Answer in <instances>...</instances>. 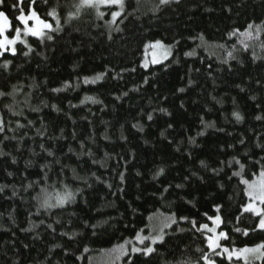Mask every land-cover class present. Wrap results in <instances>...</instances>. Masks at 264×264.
<instances>
[{"label": "trees", "instance_id": "trees-1", "mask_svg": "<svg viewBox=\"0 0 264 264\" xmlns=\"http://www.w3.org/2000/svg\"><path fill=\"white\" fill-rule=\"evenodd\" d=\"M14 3L0 8L9 38L23 28ZM78 3L35 0L52 30L42 42L26 38L27 57L22 43L0 57V91L16 86L13 109L0 98V264H90L163 215L175 223L155 251L121 264H207L205 255L250 264L213 256L201 227L218 208L223 245H264L259 217L242 210L243 181L264 170V0H126L114 22L116 8L100 18L81 7L77 16ZM154 42L173 55L146 69ZM45 184L67 185L75 200L39 208Z\"/></svg>", "mask_w": 264, "mask_h": 264}, {"label": "snow or ice", "instance_id": "snow-or-ice-1", "mask_svg": "<svg viewBox=\"0 0 264 264\" xmlns=\"http://www.w3.org/2000/svg\"><path fill=\"white\" fill-rule=\"evenodd\" d=\"M4 2H5V0H0V8L3 7ZM44 2L46 3L47 0H44ZM160 2L163 4V3H167L168 0H160ZM34 3H35V0H30L29 14H27V15L24 13V8L22 6L23 0H16V3L10 5V7L13 10H17L20 12V15L16 16L15 19L17 21H19L20 24L23 25V29H21V27H19V26L14 28V36L12 38H9L8 35H5L6 30L12 29V22L9 19L8 15L5 13V11L0 10V37H2V38H0V57H3L6 53L15 56L17 54V49L15 47L17 42H20L27 47V51H24L22 53L25 57H27L29 55V53L34 51V49L30 45H27L26 39L25 40L21 39L22 33L25 37H27L30 34L32 37H35L42 42L45 35H46L45 30H49V31L52 30V28H53L52 24L47 22L45 19H42L39 16V14L34 10V8H32L31 5ZM101 5H104V6L119 5L121 8V11L123 10V7H124L123 0H79V3L74 5V7H76V9H77V11L74 15L78 16L80 8L83 6H87V7L95 8L97 10L98 16L100 18H102L105 15V13L99 12V8ZM120 14H121V12H112L113 22H114V19L116 17H118ZM47 15L55 16L56 10L53 9V11L48 13ZM29 21H35V26H30ZM55 22H56V30H59L60 20L57 18ZM251 27H252V25H249V28H251ZM47 39L51 40L52 36L47 35ZM229 56H231V53H229ZM11 63H12V61L5 60L2 66L7 68ZM96 79H100V77L98 76ZM85 82H87V78H86ZM55 91H59V89H56ZM15 92H16V86L15 85L13 86L12 92L4 93L3 91H0V98H3L5 96H9L13 100V103L6 105V107H8L9 110H11L15 107ZM85 99L91 100L93 98L92 97H86ZM33 110H35V109H33ZM13 114L14 115H21L22 113L13 112ZM234 115H235L237 120L242 119V117L240 116L239 113H234ZM149 119H151V116H149ZM257 119H259V117H257ZM28 123L31 124L32 122L29 121ZM23 127H25L24 124H20V123L17 124V128H23ZM4 131H5V122L3 119V115L0 114V133H3ZM41 147H43V145H41ZM49 155H52V153H49ZM236 162L239 163V161H236ZM201 163H203V162H201ZM241 168H243V165H241ZM162 172H163V169H160V173H162ZM160 173H158V174H160ZM235 174L238 175V173H235ZM9 175H11V173H9ZM44 178L47 179V174H45ZM243 183L248 185V193L247 194L251 198L252 202L242 206V210H243V212H251L257 216H260L261 218L259 220L258 226H259V228L264 229V208L258 207L255 203L256 201H259V203L261 205H264V170L261 171L260 178L258 179L257 182L249 183V181L244 180ZM5 187H6V185H0V192H2ZM28 187L31 188L32 184L30 183L28 185ZM177 187H179V186H177ZM34 199H36L39 208H43V209L47 210V209L62 207L66 203H68L70 201H74L75 200V193L72 192L68 188L67 185H64L63 189H56L55 185L45 184L44 187H42L40 189V191L37 193V195L34 197ZM218 210L219 209L217 208V211ZM209 219L211 220L213 218L209 217ZM237 219H239V218H237ZM214 222L216 224H220L221 223L220 216H215ZM192 223H193V225H195V221H193ZM48 227L51 228L52 225H48ZM202 229L206 230L207 232H215L216 231L215 228H210L208 224H203ZM235 231H240V229L237 228V229H235ZM244 235H247V230H244ZM220 236L226 239L227 233L221 232ZM136 239L139 240L141 244H143L145 240L151 239L152 243L155 244L157 241H160V242L163 241V233L161 230L160 235L145 236V237L137 236ZM207 240H208V246L212 249L213 252L216 253L217 256H223L225 253H227L228 254L227 258L229 260L232 259L234 254L236 255L237 259L240 258L239 253L230 252L228 248H223L222 252H216V249L221 247V245L218 243V238L213 237V236H208ZM259 247H264V245H261ZM117 250L119 251L120 256H127L128 255V252L124 248V245L118 246ZM131 251H132V253L143 252L145 255H150L151 253H153L155 251V249L152 247H149V246H146L145 248L132 247ZM240 251H241V253H248L249 251H256V249L245 248V249H242ZM120 256H118L117 259H119ZM202 259L207 261L208 264H215V262L213 260H211L207 255L203 256ZM128 264H131V260L128 261ZM197 264H198V262H197Z\"/></svg>", "mask_w": 264, "mask_h": 264}, {"label": "rangeland", "instance_id": "rangeland-1", "mask_svg": "<svg viewBox=\"0 0 264 264\" xmlns=\"http://www.w3.org/2000/svg\"><path fill=\"white\" fill-rule=\"evenodd\" d=\"M125 1L126 0H123V5H125ZM83 7H87V6H83ZM106 7H114V8H116V10L114 12H121L122 13V11H123V10L121 11V8H120L119 5H110V6L101 5L100 8H99V12L103 8H106ZM119 16L116 17L114 20L118 19ZM111 17H112V15H111ZM29 25L30 26H35V21H29ZM8 31L9 30H6L5 35H7ZM46 31H48V30H45V32ZM248 33H252V31H249ZM30 36L31 35L29 34L27 37H25L23 35V33H22L21 39L25 40L26 38H28ZM0 38H2V37H0ZM18 43H20V42H17V44ZM16 45H15V47H16ZM172 55H173V48L172 47H170V46H168V45H166V44H164L162 42L149 43L146 46V48H145L144 58L142 60V67L148 69L151 66L162 64V63L166 62L167 60H169L172 57ZM259 178H260V176L257 177L255 180L249 182V183L257 182ZM246 187H247V193H248V185L247 184H246ZM247 196H248V194H247ZM250 202H252V201H251V198L248 196V203H250ZM255 203H256V205L258 207L264 208V205H261L259 203V201H256ZM248 213H251V212H248ZM252 214H254V213H252ZM215 216H220L219 210L217 211V214ZM215 216L212 217L213 219H211V220L209 219L208 225H209L210 228H215L216 231L215 232H207L206 230H203L202 227H201V230L205 233L206 237L213 236V237L218 238V243L221 245V247L217 248L216 252H222L223 248H228L225 245H223V241L225 240V238L220 236V233L221 232H225V231L222 229V218H221V216H220V218H221V223L220 224H216L214 222ZM255 216H257V215H255ZM170 217H172V216L168 217L166 215H163L161 217L155 218V221L152 220L151 227L148 230V232H146V233L143 232V233L139 234L138 236H140V237L156 236V235H160L161 234V230H162L163 239H164L167 230H169L172 227V225L175 223V219L174 218H173V220L169 221ZM257 217H259V220H260L261 217L260 216H257ZM259 229H261V228H259ZM261 230H264V229H261ZM158 243H160V241H157L155 244H153L151 239H149V240H145L144 243L141 244L140 241L136 239L134 241L128 242L126 244H123L124 248L128 252L127 256H120V253L117 250L118 247H116L115 249H113L111 251L104 252L100 256L93 257L91 259V261H90V264H121L129 256H132V255H135V254H139V253H143V252L132 253V251H131L132 247L145 248L146 246H149V247L155 248V246ZM209 249H210L211 254H215L213 256L221 257V258L224 257L230 262L243 261L244 263L253 264L254 261L260 260L264 256V251L262 250V247L248 248V249H256V251H249L248 253H241L240 250H242V249H236V248L230 249V248H228L230 252L239 253L240 254V258L239 259H237L236 255L234 254L231 260H229L227 258V256H228L227 253H225L223 256H217L216 253L213 252L210 247H209ZM118 256H120L119 259H117ZM211 260H213L215 262V264H218V262L216 260H214V259H211ZM207 264H208V262H207Z\"/></svg>", "mask_w": 264, "mask_h": 264}]
</instances>
